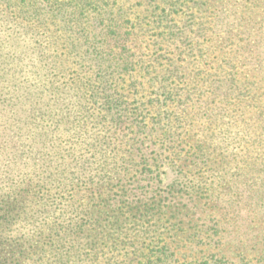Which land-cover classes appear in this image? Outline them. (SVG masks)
<instances>
[{
    "label": "rangeland",
    "instance_id": "1",
    "mask_svg": "<svg viewBox=\"0 0 264 264\" xmlns=\"http://www.w3.org/2000/svg\"><path fill=\"white\" fill-rule=\"evenodd\" d=\"M107 1L101 19L61 5L39 26L35 0H0L11 233L62 212L128 235L108 264L148 247L264 264V0Z\"/></svg>",
    "mask_w": 264,
    "mask_h": 264
},
{
    "label": "trees",
    "instance_id": "2",
    "mask_svg": "<svg viewBox=\"0 0 264 264\" xmlns=\"http://www.w3.org/2000/svg\"><path fill=\"white\" fill-rule=\"evenodd\" d=\"M35 1L39 5L37 7L32 5L33 11L26 9L22 12L26 15V20L29 21L35 15L34 11H36L37 15L35 16L38 18H35L33 22L37 23L38 21L39 26L45 22L42 16L47 18L46 23L51 22L48 19L49 16H45L49 15L50 7H56L57 9L53 16L55 19H59L57 18L60 13L58 8L61 5L67 6L64 8L67 12V19L72 16H79L82 19L89 17V19L98 20L101 19L102 15L110 13L107 0ZM66 18H64V21H62L63 18H60L63 26H65L64 22L67 25ZM34 28L40 29L37 26H34ZM46 208L36 207L31 213L33 220L37 218L33 214L47 211ZM7 210L2 205L0 206V211L4 212L0 215V225L5 228V232L0 233V264H108L109 261L115 259L114 252L123 242V239L128 236L118 234L119 227L115 224V221L109 222L111 224H103L97 220L92 222L76 220L72 222L67 221L62 212L56 215L55 218L51 217L49 222L44 220L39 225H35L34 230L15 235L11 233L9 227L11 219L8 214L10 211ZM144 257L146 260L144 262L143 259L140 260L142 261L140 264H169L166 249L158 248L155 250L148 247ZM126 259L125 256L122 261L123 264H129Z\"/></svg>",
    "mask_w": 264,
    "mask_h": 264
}]
</instances>
